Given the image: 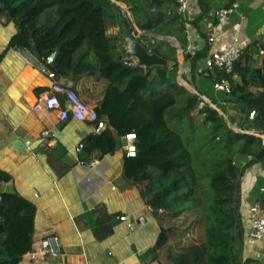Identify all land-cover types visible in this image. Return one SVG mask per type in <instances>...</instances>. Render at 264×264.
<instances>
[{"label": "trees", "instance_id": "1", "mask_svg": "<svg viewBox=\"0 0 264 264\" xmlns=\"http://www.w3.org/2000/svg\"><path fill=\"white\" fill-rule=\"evenodd\" d=\"M116 1L130 6L139 29L169 35L171 28L185 44L186 21L177 13V0ZM109 4L110 0H0V17L17 28L8 49H27L43 60L57 52L52 68L59 77L77 79L91 71L114 88L116 94L107 104L115 105L111 119L123 134L137 137V156L125 155V179L141 189L153 209L163 210L160 220H178L190 212L200 214L194 223L204 229L202 240L182 253L169 254L165 264H262L259 259L243 257L245 228L239 186L245 171L264 160V155L257 159L263 149L258 135L264 133V56L260 55L264 41L245 48L231 73H198L209 55L207 47L190 59L193 75L207 78L213 86L228 82L230 93H223L222 101L233 105L240 116L237 132L231 128L234 118H229V124L210 105L200 108L202 97L177 84L176 50L169 44L156 41L148 49L171 60V71L156 67L154 74L132 66L125 56L119 59L115 45L125 39L110 37L107 31L109 20L120 22L121 9L113 4L107 7ZM154 10L161 12L159 16ZM205 15L203 11L199 19ZM124 23L133 33L125 15ZM163 47L172 55L163 52ZM97 112L103 119L102 112ZM252 112L255 117L251 120ZM185 131L198 133L202 157L198 164L190 148L194 140L184 138ZM97 139L89 138L86 146L83 144L81 162L89 164L95 159L92 153L96 145L92 142ZM205 176L209 185L203 182ZM11 179L0 170V264H19L33 243V208L21 198L1 192L2 185ZM259 203L264 208V194ZM176 229H162L156 246L145 256L157 258Z\"/></svg>", "mask_w": 264, "mask_h": 264}, {"label": "crops", "instance_id": "2", "mask_svg": "<svg viewBox=\"0 0 264 264\" xmlns=\"http://www.w3.org/2000/svg\"><path fill=\"white\" fill-rule=\"evenodd\" d=\"M233 3H238L239 9L229 22L218 23L212 18L213 12ZM112 4L121 9L120 22L111 23L109 20L107 35L124 38L125 32H130L124 23L125 15L130 21L131 18L134 20L135 26L131 21L133 33L147 48L156 41L169 44L176 50L177 84L190 94L205 97L222 115L234 118L235 127L231 128L239 132L237 126L242 121L235 107L222 101L223 92L217 91L210 80L192 74L188 53H196L205 47L208 54L221 51L235 40L243 49L255 42H263L264 0H190L183 16L187 30L184 45L173 34V29L168 28L169 35H160L151 28L141 30L130 6L110 0L107 7ZM154 11L158 16L161 13ZM203 11L206 15L199 19ZM16 33L15 25L6 17H0V170L12 178L2 185L1 192L21 198L30 209L33 208L32 246L49 234L59 236L63 244V255L56 259L31 261L25 254L19 264H165L169 254L182 253L178 250L184 247V243L175 245L173 235L157 258L145 256L156 246L162 229H179L180 225H177L178 220H160V213L148 204L141 189L124 177L126 136L129 133L123 134L111 119L115 105L107 104L116 94L114 88L91 71L76 76L77 79L58 76L61 82L76 90L84 102L102 112L106 128L100 135L87 122L70 118L62 123L59 111L34 110L37 102L51 92L53 82L28 65L17 50L8 49ZM213 33L215 41L209 44L207 40ZM159 37L176 40L184 51L179 50L173 41ZM115 46L117 57L122 59L127 44L119 40ZM162 51L172 55L167 47ZM89 60L94 62V56L90 55ZM124 60L139 67L136 59L125 56ZM168 61L166 68L171 71L173 62ZM150 71L155 74L156 67ZM61 100L62 108L68 109L63 97ZM213 100L217 103L213 104ZM221 110H227V113ZM92 137L98 138L92 142L96 145L92 153L95 159L89 164L81 163L83 150L80 154L76 150L80 145L86 146L87 139ZM19 140L35 148L18 152L15 144ZM262 189L264 160L245 171L239 186L245 228L243 257L263 262L261 243L249 238L250 209L259 204L260 196L264 194ZM124 215L130 222H137L140 217L144 222L130 231L119 219Z\"/></svg>", "mask_w": 264, "mask_h": 264}, {"label": "built area", "instance_id": "3", "mask_svg": "<svg viewBox=\"0 0 264 264\" xmlns=\"http://www.w3.org/2000/svg\"><path fill=\"white\" fill-rule=\"evenodd\" d=\"M190 0H177V13L181 16H184L189 8ZM239 4L233 3L231 6L223 9L216 10L212 14V18L218 23H227L230 21L231 17L238 12ZM136 34L133 33V36ZM136 37V36H135ZM215 41V34L209 36L207 43L211 44ZM243 48L239 44L238 40H235L228 48L212 52L208 55L205 60L204 68H199V74H206L208 72H215L216 70H223L227 73H231L234 65L240 59L243 54ZM20 56L25 60V62L37 69L42 74L46 75L53 83L52 89L49 94L42 97L37 104L34 106V110H40L44 108L47 111L54 112L59 111V120L64 123L70 118L79 121L87 122L92 124L94 131L97 135L102 134L106 128V123L103 119L100 118L97 110L92 108L86 102L82 100L78 92L68 86L67 84L61 82L58 78V75L53 70V65L57 58V52H53L46 59H39L31 51L19 50ZM260 55L264 56V50H260ZM214 88L217 91L229 94L230 88L229 84L226 81L218 82L214 85ZM68 104V109L62 108V100ZM202 102L200 103V108L207 107L210 105L209 100L205 97H202ZM255 113H250V119H254ZM47 134V133H46ZM262 139V147L264 148V133L258 135ZM128 144L126 146V155L129 158H135L137 156V137L136 134H128L126 136ZM83 145H80L77 148V152L80 154L83 150ZM82 163V162H81ZM261 193H264V189L261 190ZM159 213H162L163 210H158ZM250 232L249 238L255 242L261 243L263 247V260H264V208L261 204H257L250 209ZM120 221L127 225V228L130 231H134L137 228V225H141L144 222V218H138L137 222H130L128 216H121ZM31 261H35L38 258H51L56 259L63 255V244L59 236L56 234H49L41 239L38 243H34L31 250L26 254Z\"/></svg>", "mask_w": 264, "mask_h": 264}, {"label": "water", "instance_id": "4", "mask_svg": "<svg viewBox=\"0 0 264 264\" xmlns=\"http://www.w3.org/2000/svg\"><path fill=\"white\" fill-rule=\"evenodd\" d=\"M131 21L133 25L135 26L134 20L131 18ZM138 30V29H137ZM139 31V30H138ZM160 39L166 40V41H173V44L176 45V47L184 51L178 44L176 40H172V38L169 37H159ZM124 39L127 44V52L126 57L127 58H133L136 59L138 62V66L141 68H144L146 72H149L154 67H168L169 61L161 56H159L157 53H152L145 44L140 42L135 36H133L130 32H125ZM195 53V52H194ZM192 51L188 53V58H191L194 54ZM40 145V142H38ZM15 148L18 152L26 151L29 148L33 150L35 147L30 146L28 147L22 140H19L15 144ZM264 155V148L261 149L260 153L257 155V159H260ZM264 264V261L262 262Z\"/></svg>", "mask_w": 264, "mask_h": 264}, {"label": "rangeland", "instance_id": "5", "mask_svg": "<svg viewBox=\"0 0 264 264\" xmlns=\"http://www.w3.org/2000/svg\"><path fill=\"white\" fill-rule=\"evenodd\" d=\"M224 111V110H221ZM225 113H227V110L224 111ZM223 112V114H224ZM225 115V114H224ZM196 117L198 118V115H196ZM227 122L230 124L229 121V117L225 116ZM235 127V126H234ZM186 133V131H185ZM187 139V137L189 136L190 138H192L194 140V142L192 144H190V148H191V152L194 156V163L198 164L200 163V161L202 160V157H200L199 155V150L200 149V142L197 140L198 138V133H193L192 131L187 132L184 135ZM203 182L206 185H209L210 180L207 176L203 177ZM200 218V214L199 212H190L185 214L182 218L178 219L177 221V225L179 224L180 227L179 229H176V232L174 234V242L175 245H183L184 243V247H181L178 252H183L184 250H186L188 247L199 243L204 235V229L202 227V225H196L194 222L196 220H198ZM193 223L195 225H193ZM181 240V241H179ZM178 254V253H176Z\"/></svg>", "mask_w": 264, "mask_h": 264}]
</instances>
